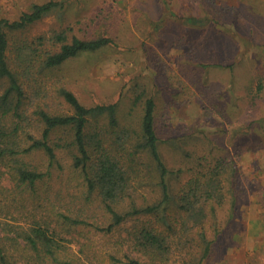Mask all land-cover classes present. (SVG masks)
<instances>
[{"label": "rangeland", "instance_id": "374dc122", "mask_svg": "<svg viewBox=\"0 0 264 264\" xmlns=\"http://www.w3.org/2000/svg\"><path fill=\"white\" fill-rule=\"evenodd\" d=\"M49 1L61 6L17 32L16 42L42 37L40 51H54L60 30L114 40L39 75L49 105L61 111L52 92L64 86L86 106L116 102L122 120L136 123L143 102L134 100L141 92L152 96L166 140L162 157L183 170L170 176L172 192L198 170L191 167L199 157H223L238 168L226 181L232 192L205 222L212 244L203 264H264V0H0V18L17 19ZM31 159L45 164L40 154ZM141 191L150 200L159 196L150 187ZM121 231L102 236L78 227L61 229V237L76 253L87 245L77 254L84 263L112 264L107 254Z\"/></svg>", "mask_w": 264, "mask_h": 264}, {"label": "trees", "instance_id": "16d2710c", "mask_svg": "<svg viewBox=\"0 0 264 264\" xmlns=\"http://www.w3.org/2000/svg\"><path fill=\"white\" fill-rule=\"evenodd\" d=\"M57 6L49 1L17 19L0 18V264H86L77 254L87 245L76 253L61 237V229L78 227L102 236L125 232L107 254L112 264H203L212 244L205 222L232 192L226 181L239 173L235 162L195 159L191 169L198 170L174 193L170 176L183 170L162 157L166 140L152 96L141 92L134 100L143 102L136 123L122 120L116 102L86 106L64 86L52 92L61 111L52 108L37 78L114 42L106 35L69 38L66 30L53 33L54 51H40L42 37L15 41ZM33 154L44 158L42 167ZM144 187L159 196L150 200Z\"/></svg>", "mask_w": 264, "mask_h": 264}]
</instances>
